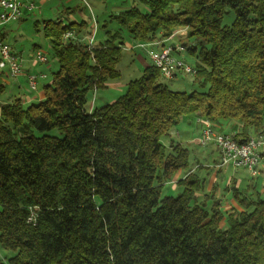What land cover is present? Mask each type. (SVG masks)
I'll return each instance as SVG.
<instances>
[{
    "label": "trees",
    "instance_id": "obj_1",
    "mask_svg": "<svg viewBox=\"0 0 264 264\" xmlns=\"http://www.w3.org/2000/svg\"><path fill=\"white\" fill-rule=\"evenodd\" d=\"M141 2L147 12L112 15L116 30L90 48L85 20L40 22L58 68L41 100L0 104V249L13 252L0 264H264V199L209 211L195 203L196 173L162 196L189 152L160 141L194 113L235 122L238 142L264 138V0ZM178 28L195 39L189 55L199 48L202 90H172L151 63L115 100L87 107L90 90L119 76L123 32L153 43Z\"/></svg>",
    "mask_w": 264,
    "mask_h": 264
},
{
    "label": "rangeland",
    "instance_id": "obj_2",
    "mask_svg": "<svg viewBox=\"0 0 264 264\" xmlns=\"http://www.w3.org/2000/svg\"><path fill=\"white\" fill-rule=\"evenodd\" d=\"M35 1V2H34ZM34 9L29 13L24 12L20 15L19 20L11 21L5 24H0V33L3 32V41L9 44L11 50L20 56L21 65L23 67L30 68L33 72L37 70H43L45 74V81L50 82L52 79V73L58 68L56 58L53 56L50 47V41L46 38L41 30L40 22L42 19H51L57 16L63 7L70 9L73 17L76 20H85L87 22V28L81 30L83 34H90L95 31L93 44H97L106 37V30L113 32L117 28V22L112 15L118 13L119 11L129 8L131 6H138L142 12L148 11V5L141 0H34ZM234 19V13L232 11L227 12L223 16L222 24L230 25ZM39 22L37 25L36 22ZM123 44L121 45L122 54L120 61L117 64V70L119 71V76L111 79L107 82L106 87L100 89L90 90L87 93V107L101 106L105 103L115 100L118 96L124 93L128 81L138 78L142 74V66L138 60L132 57L130 52H139L143 55L145 59L148 60V55L144 51H149L150 47L140 48L135 47L138 43L134 42L132 38L126 32L122 33ZM168 41L174 43H182L187 47L195 43V39L189 37L187 28H178L173 32ZM45 42V45H44ZM34 44L40 46L42 52L46 55L47 64L34 63L31 60V54L33 53ZM134 44V45H133ZM132 46V47H131ZM132 48V49H130ZM199 48H196L195 55H189L187 52L184 53V60L195 65L196 55L198 54ZM33 63V64H32ZM49 66L47 67V65ZM162 81L172 90H179L190 92L191 90H202V88L193 81V76L178 72L175 79ZM46 82V83H47ZM6 91L3 95H0V104L4 102H10L11 99L9 95L13 92L11 91L10 83L6 85ZM21 87L27 88L26 80L21 81ZM206 84L204 88H207ZM191 115V114H190ZM192 119L189 115L185 116L183 121L178 123L173 127L168 134L161 136L160 141L164 145L170 144L171 140L180 141L188 148V167L186 169H181V173L188 172L193 168L192 171L188 173H196L198 178H204L205 182L203 187L195 192V203L200 205H205L206 208L211 210L219 211L226 214V210H220L227 203L222 199H216L213 197L211 192H207L206 183L209 182L210 176L215 168L212 164L215 161L219 162L217 154L211 152L207 148L200 147L193 140L195 137V130L192 126L188 125L187 122ZM51 134H57L56 130H52ZM170 133V134H169ZM179 144V143H178ZM217 151V150H216ZM200 167H197L196 164ZM237 171V170H236ZM229 168H223L221 173L216 176L215 184L219 187H225L227 180L229 178ZM236 176H239L241 183L239 185V190L247 189L246 173L242 170L237 171ZM187 175V174H186ZM174 177V176H173ZM181 179V178H180ZM177 180L175 182V187L172 189L166 183L162 189L163 195H177L181 191L182 186L178 184ZM215 185V186H216ZM260 193L261 198L264 199V192H261V183L254 185L253 189L248 190L247 194L252 191ZM231 195V194H230ZM243 198L244 201L248 200V196L242 195L236 197L237 203L240 205L241 201L239 199ZM241 207V206H240ZM240 210V209H239ZM13 252L0 249V257L5 258L4 255H11Z\"/></svg>",
    "mask_w": 264,
    "mask_h": 264
},
{
    "label": "built area",
    "instance_id": "obj_3",
    "mask_svg": "<svg viewBox=\"0 0 264 264\" xmlns=\"http://www.w3.org/2000/svg\"><path fill=\"white\" fill-rule=\"evenodd\" d=\"M35 5L33 0H0V24L15 21L20 17L23 8L32 11ZM95 31L82 38L87 46L92 47ZM73 31H66L63 35L65 40L74 38ZM158 47L149 52L153 66L158 68L160 76L165 80L175 78L178 72L195 75L196 67L187 63L183 55L187 52V46L182 43L171 41H155ZM138 46L144 47V43ZM34 62L45 63L46 55L36 49L31 54ZM20 56L11 50L8 43L0 40V70H5L11 77H16L22 71ZM44 73L27 74V83L30 89H36L38 77H44ZM202 128L199 136L201 145L212 144L219 155L220 165H230L236 168L246 169L252 176L257 173V165L261 158V150L264 148V138L261 136H249L245 141L238 142L231 133L217 132L212 122L202 118ZM33 217H29L32 219Z\"/></svg>",
    "mask_w": 264,
    "mask_h": 264
},
{
    "label": "crops",
    "instance_id": "obj_4",
    "mask_svg": "<svg viewBox=\"0 0 264 264\" xmlns=\"http://www.w3.org/2000/svg\"><path fill=\"white\" fill-rule=\"evenodd\" d=\"M23 12L25 14H27L30 11L27 10V8H23L20 15H22ZM57 13H58L57 16L55 18H51V19H56V20L62 21L64 23L69 22V21H78L73 17L72 12L68 8L63 7ZM19 19H20V17L17 20H19ZM81 20H83V19H81ZM86 35H87V33H85V34L82 33V37H84ZM2 37H3V32L0 33V39L1 40L3 39ZM134 42H136V41H134ZM137 43L139 44V42H137ZM138 44L135 47H137ZM44 45H45V42H44ZM138 47L143 48V49L146 47H150L149 51H147V50L144 51L145 53H147L149 61H147V59H145L143 57V55L139 52H133V53L130 52L131 53L130 55L140 62L142 69H143L145 66L151 64L149 52L156 49L158 47V45L153 44V43H144V47H141V46H138ZM36 49H40V46L37 44H34V48H33L32 52H34ZM130 49H132V48H130ZM32 62H34V61H32ZM34 63H39V62H34ZM41 64H47V61L45 63H41ZM21 66H22L21 67L22 71L16 77H11L10 75H8V73L5 70H0V95L4 94V92L6 91V87H7L6 85L9 82L10 83L9 87L11 88V91H13L9 95V98L11 99V101H13L15 99H20L24 104H26V103L41 100L43 97L42 87L47 82L44 80L45 76L44 77H38L36 89H34V90L29 88L28 83H27V88L23 89L21 87V81L26 80V82H27V74H39V73H43V70H37V71L33 72L30 68L23 67V65H21ZM48 66H49V64L47 65V67ZM170 80H173V78ZM185 116H187V115H184L181 117L179 124H180V122L183 121ZM189 116L192 119H190L191 121H188L187 124L192 126L195 130V137L193 140L196 142V144L198 146L203 147V148L208 147L211 150V152L215 151V153L217 154V151H216V148L214 147V145H212L210 143L205 144V145H201L199 143V136H200V132H201L202 124H203L201 119L203 117H201L199 114H196V113L191 114V115L189 114ZM212 126H213L214 130L217 132H226V133H231V134H234V132L237 129L236 123L233 121H228V120L217 122V123H212ZM170 143H179L182 146L186 147L184 144H182L180 141H177L176 139L171 140ZM217 157L219 158L218 154H217ZM196 165H197V167H200V165L198 163ZM212 167L215 169L213 170L212 175L210 176L209 182L206 183V187L208 189L207 192L210 191L211 194H213L214 198H216V199L224 198V200L226 201L225 202V203H227L226 206H223V208L221 207L220 210H226L227 213H230L233 210L241 209L240 205L237 203L238 201L236 200V197H240L242 195L248 196V199H251V200L261 198L260 193H258L257 191L254 192V190L250 194H247V189L248 190L253 189L254 185L261 183V192H264V148L261 150V158H260V161H259L257 168H256L257 173L254 176H252L244 168H236V167H232L230 165H220V163L215 161V160L212 164ZM223 168H229L230 173H229V178L227 180L228 184H226L225 187L221 188V187H219V185L215 184L216 183L215 178L217 175H219V173H221ZM192 170H193V168L190 169L189 171H192ZM236 170L237 171L242 170L246 173V177L248 178L246 190H239L238 187L241 183V180H240L239 176H236V174H235L237 172ZM188 172L181 173V170H178L175 173L173 179L170 182H167V184L172 189L173 187H175V185H174L175 182L177 180H180V178L182 179ZM199 179H200L202 187H203L205 179L204 178L203 179L199 178ZM261 199H263V198H261Z\"/></svg>",
    "mask_w": 264,
    "mask_h": 264
}]
</instances>
